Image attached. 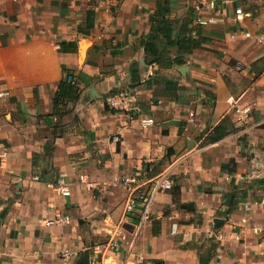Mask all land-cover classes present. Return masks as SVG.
Returning <instances> with one entry per match:
<instances>
[{
	"label": "crops",
	"instance_id": "obj_1",
	"mask_svg": "<svg viewBox=\"0 0 264 264\" xmlns=\"http://www.w3.org/2000/svg\"><path fill=\"white\" fill-rule=\"evenodd\" d=\"M162 2L0 0V264H264V41L242 36L264 0H169L207 40L166 68L141 43ZM67 72L78 92L55 110ZM124 89L152 125L106 104ZM63 206L70 224L46 225Z\"/></svg>",
	"mask_w": 264,
	"mask_h": 264
},
{
	"label": "trees",
	"instance_id": "obj_2",
	"mask_svg": "<svg viewBox=\"0 0 264 264\" xmlns=\"http://www.w3.org/2000/svg\"><path fill=\"white\" fill-rule=\"evenodd\" d=\"M169 0H163L162 5L158 8L153 16V22L151 30L148 35L144 36L141 43L144 47L145 59L147 63H156L159 67L166 68L174 63H183V54L187 51L198 48L207 40V37L200 35L197 32L192 35L193 29L190 26L191 18L188 16L183 19L181 24L176 30L173 27L172 22L166 16V12L170 10ZM92 25L90 16L87 18V26ZM176 48L175 55L172 56L171 49ZM72 77V81L67 80L66 75ZM78 92V86L76 79L72 73H66L63 75L58 84V89L53 97V105L56 108L60 105L66 104L76 98ZM37 91L35 89V95ZM55 112V111H53ZM230 127L221 124L215 126L213 133L208 137V140H215L229 131Z\"/></svg>",
	"mask_w": 264,
	"mask_h": 264
},
{
	"label": "built area",
	"instance_id": "obj_3",
	"mask_svg": "<svg viewBox=\"0 0 264 264\" xmlns=\"http://www.w3.org/2000/svg\"><path fill=\"white\" fill-rule=\"evenodd\" d=\"M234 13H235V16H234L235 21L243 20L244 14H245L243 8L236 7L234 10ZM220 19L221 18L219 16H213V17H210L208 19H199L198 18L197 21L200 24H205L207 22H216V21H219ZM242 36L244 38L257 37L260 41H264V28H262L256 34L245 30L242 32ZM66 76H67L68 81H72V77L70 75L67 74ZM4 93L6 94V92H0V96H3ZM235 101L236 100L232 95H230L228 97V102L231 105L234 104ZM106 104L113 111L127 114L128 118L139 117L140 124L143 127L150 126L154 123V119L152 116L140 117V115H139L140 109H139L138 105L135 103L133 93L131 92L130 89H124V90L118 91L117 93L109 94L106 97ZM244 111H246V109H243V112ZM112 139H113V141H117L118 136L113 135ZM0 156H2L1 152H0ZM2 165H3V163L0 162V166H2ZM78 180L81 183L85 184V186L89 189L95 188V184L92 181H90L89 178L87 177V175L84 173H80L78 175ZM124 181L128 183L130 180L128 178H126V179H124ZM51 186H52V189H53L55 195H57V196L67 197L71 194L69 184L66 180V173H64V172L58 173V175L56 176V178H55L54 182L51 184ZM159 187L170 188L171 182L169 180H166L163 175L159 176L155 180L154 189L159 188ZM149 201H150V199H149ZM132 204H133L132 199H131V197H129L127 202H126L125 209L129 210L132 207ZM44 222L46 225L62 226V225L70 224L71 218H70V215L68 214V212L65 210L64 206H63V208L53 207L52 215L49 218H46ZM71 256H72V252L68 249H65L62 252V257L67 262L70 260ZM91 264H102V262L100 260H98L97 258H95V259L91 260Z\"/></svg>",
	"mask_w": 264,
	"mask_h": 264
},
{
	"label": "water",
	"instance_id": "obj_4",
	"mask_svg": "<svg viewBox=\"0 0 264 264\" xmlns=\"http://www.w3.org/2000/svg\"><path fill=\"white\" fill-rule=\"evenodd\" d=\"M201 261H202V259H201Z\"/></svg>",
	"mask_w": 264,
	"mask_h": 264
}]
</instances>
